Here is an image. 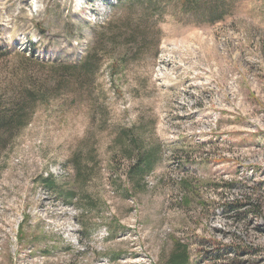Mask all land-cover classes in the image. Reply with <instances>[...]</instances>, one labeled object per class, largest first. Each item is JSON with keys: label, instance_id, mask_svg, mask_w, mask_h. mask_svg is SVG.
Wrapping results in <instances>:
<instances>
[{"label": "rangeland", "instance_id": "1", "mask_svg": "<svg viewBox=\"0 0 264 264\" xmlns=\"http://www.w3.org/2000/svg\"><path fill=\"white\" fill-rule=\"evenodd\" d=\"M0 107V264H264V0H0Z\"/></svg>", "mask_w": 264, "mask_h": 264}, {"label": "trees", "instance_id": "2", "mask_svg": "<svg viewBox=\"0 0 264 264\" xmlns=\"http://www.w3.org/2000/svg\"><path fill=\"white\" fill-rule=\"evenodd\" d=\"M183 1L185 2L186 0ZM22 112H23L22 109H20L18 112L15 111L13 113H7L5 111H2L0 107V139L2 138L4 131L13 129L14 127L13 125L19 124L20 126H17L15 128L16 130H18L21 127V125L25 124V121L23 120ZM148 163H149V159H145L144 164L148 165ZM139 169L140 166L135 165L133 171H137L138 173ZM39 181H40V185L43 186L47 191L53 192L55 194L58 193L55 188V179L53 175H48L46 178L41 177ZM180 189L184 195V200L182 201L186 206L190 205L191 203L190 198H193L192 199L193 202L197 198H199L198 194L195 192L196 188L186 180H181ZM189 258L190 257H189V250L187 244L181 242L180 240H175L173 242L172 251L170 252L169 256L165 259L163 264H188ZM116 259L117 258H113L111 261L113 262Z\"/></svg>", "mask_w": 264, "mask_h": 264}]
</instances>
